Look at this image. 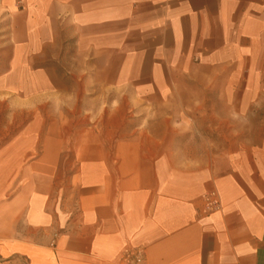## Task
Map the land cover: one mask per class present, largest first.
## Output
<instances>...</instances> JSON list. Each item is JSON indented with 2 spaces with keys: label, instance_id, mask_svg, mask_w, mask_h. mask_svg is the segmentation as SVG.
<instances>
[{
  "label": "crops",
  "instance_id": "1",
  "mask_svg": "<svg viewBox=\"0 0 264 264\" xmlns=\"http://www.w3.org/2000/svg\"><path fill=\"white\" fill-rule=\"evenodd\" d=\"M0 264H264V0H0Z\"/></svg>",
  "mask_w": 264,
  "mask_h": 264
},
{
  "label": "built area",
  "instance_id": "2",
  "mask_svg": "<svg viewBox=\"0 0 264 264\" xmlns=\"http://www.w3.org/2000/svg\"><path fill=\"white\" fill-rule=\"evenodd\" d=\"M208 203H209V206L211 208H218L219 207V201H218L215 193L210 194V196L208 198ZM134 258L137 262H139L143 259L141 253L135 254Z\"/></svg>",
  "mask_w": 264,
  "mask_h": 264
}]
</instances>
